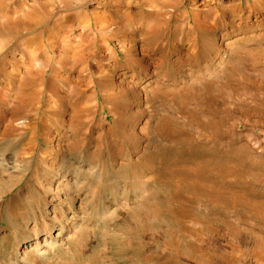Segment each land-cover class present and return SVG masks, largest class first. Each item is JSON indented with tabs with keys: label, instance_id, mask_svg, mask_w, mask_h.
<instances>
[{
	"label": "rangeland",
	"instance_id": "374dc122",
	"mask_svg": "<svg viewBox=\"0 0 264 264\" xmlns=\"http://www.w3.org/2000/svg\"><path fill=\"white\" fill-rule=\"evenodd\" d=\"M79 4L96 9L88 0ZM165 11L152 13L163 18ZM220 19L215 17L211 26L217 34H225L218 38L224 42L225 53L217 67L222 69L220 79L193 70L192 75L181 67L176 50L187 47L184 36L179 41L187 33L172 34L171 26L154 23L146 30L138 40L136 59L126 57L130 44L124 50L116 44V32L103 35L102 42L111 41L117 62L111 73L114 84L104 89L105 98L100 97V126L89 123L78 133L75 155L70 157L76 167L100 175L91 179L97 188L94 192L90 187L80 188L76 211L82 220L60 232L61 225L48 219L56 214L51 203L49 217L44 214L43 197L52 199L41 179L47 171L54 177L50 186L61 181L62 175L49 166L48 157L57 140L48 151L38 148L27 176L5 198L16 196L19 190L25 194V199L16 198L10 215L21 226L28 225L31 240L19 241L12 226L2 223L0 264H46L39 256L44 250L49 257H65L66 247L74 249L69 237L78 230L86 235L88 246L76 252L70 264H232L227 255L251 245L254 235L264 236L248 218L262 224V217L247 208L264 205V22L258 28L246 23L232 29L225 24L228 31H224L217 27ZM41 27L36 35H41ZM78 33L81 29L75 27ZM188 36L197 37L199 46L206 44L197 32ZM235 39L237 45L229 46ZM6 41L9 44L11 37ZM167 61L176 62L179 74L171 73L172 66L167 69ZM130 63L144 71L163 69H158V80L151 84L146 71L132 76ZM97 79L94 74V83ZM87 90L93 93V85ZM9 210L4 209V218ZM258 212L262 214V208ZM42 217L52 224V234L40 231L42 242L36 248L34 221ZM67 217L72 215L67 213ZM227 218L238 228V237H229L230 241L223 224ZM192 231L200 232L199 236Z\"/></svg>",
	"mask_w": 264,
	"mask_h": 264
},
{
	"label": "bare ground",
	"instance_id": "6f19581e",
	"mask_svg": "<svg viewBox=\"0 0 264 264\" xmlns=\"http://www.w3.org/2000/svg\"><path fill=\"white\" fill-rule=\"evenodd\" d=\"M80 1L83 0H0V227L8 222L19 241L31 240L28 225L21 226V221L11 216L16 208V198L25 199V194L19 190L16 196L5 198L27 176L38 148L48 151L52 141L57 140L56 148L48 157L51 159L49 166L62 175L61 181L54 187L50 186V179L54 177L47 171L41 179L52 199L50 202L47 196L43 197L44 214L49 213L51 203V211L56 214L48 219L61 225L60 232L74 228L76 220H82L76 211V200L82 195L80 188L90 187L93 192L97 188L91 179L100 175L96 176L94 170L76 167L70 157L75 155L73 147L77 146L78 133L84 132L89 123H93V127L100 126V97L105 98L104 89L114 84L111 73L117 62L111 51V41L102 42L103 35L110 30L116 32V44L122 50L130 44L131 52L126 53V57L136 59L138 40L146 30L153 28L154 23L171 26L174 29L172 34L179 30L187 33L179 38L180 41L185 37L187 47L180 46L176 50L181 67L189 69L190 74L198 71L209 79H220L222 69L217 70V67L222 65L225 53L221 47L224 42H218V38H225V34L221 36V31L217 34L211 28L213 19L221 18L217 27L224 31H228L225 24L232 29L246 23L250 28H258L264 22V0H88L90 4H96L93 10L80 5ZM162 11L166 15L163 18H155L152 13ZM58 14L62 17L56 18ZM253 17L255 19L252 20ZM172 22L174 24L170 25ZM40 27L42 32L39 36L36 33ZM75 27H80L81 33L75 34ZM193 32L204 37L206 44L199 46L197 37L189 38ZM8 36L11 37L9 44L6 41ZM238 39L229 46H236ZM103 49L107 55L110 54L109 57L103 55ZM168 62L167 69L172 66L171 73L179 74V66L174 68L176 62ZM129 65L133 70L132 76L141 75L144 71L136 63ZM152 69L145 70L151 84L157 82L158 69L163 68ZM94 74L98 75L95 83ZM82 81L86 83L83 85ZM90 84L94 87L93 93H88ZM118 176L125 177L124 174ZM258 207L262 208V214ZM5 208L10 209L6 218L3 215ZM247 208L262 217V224L253 217L248 218L255 222V229L264 232V205L254 204ZM41 212L42 209L38 214L42 215ZM67 213L72 217L68 218ZM46 219L42 217L34 221L36 248L42 242L40 231L47 236L52 234V224ZM223 221L228 240H231L229 237H238L236 224L228 218ZM190 234L199 236L200 232L192 231ZM69 241L75 250L58 244L66 247L65 257H49L46 250L39 252V256L46 264H70L75 253L88 246V241L82 230L73 232ZM227 258L232 264H264V236L254 235L251 245L227 255Z\"/></svg>",
	"mask_w": 264,
	"mask_h": 264
}]
</instances>
